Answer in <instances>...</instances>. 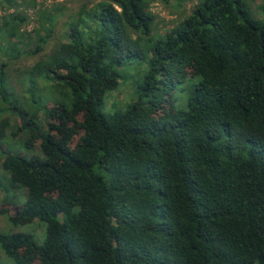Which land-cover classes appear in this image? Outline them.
<instances>
[{
  "label": "trees",
  "instance_id": "1",
  "mask_svg": "<svg viewBox=\"0 0 264 264\" xmlns=\"http://www.w3.org/2000/svg\"><path fill=\"white\" fill-rule=\"evenodd\" d=\"M46 1L5 0L0 16L1 167L5 189L27 195L0 215L13 230L47 226L42 243L0 232L4 254L14 264H264V5L258 16L256 0H201L156 41L159 0H107L17 67L53 39L64 7ZM131 58L149 67L141 98L105 114Z\"/></svg>",
  "mask_w": 264,
  "mask_h": 264
},
{
  "label": "rangeland",
  "instance_id": "2",
  "mask_svg": "<svg viewBox=\"0 0 264 264\" xmlns=\"http://www.w3.org/2000/svg\"><path fill=\"white\" fill-rule=\"evenodd\" d=\"M14 2V0H10ZM107 0H48V5H61L64 7L63 14L59 18L55 30L53 39L49 42L47 48L40 55L36 56V59H28L20 64L17 67H24L26 65H32L34 61L39 59L41 55H48L54 46L63 41H67V34L69 33L68 25L78 16L83 7H86L89 10V14L95 11L96 5ZM201 0H159L154 3L152 6V12L156 15L154 21V30L153 39L160 40L162 39L167 31H170L176 24L183 21L190 13L193 5L195 6ZM40 2V1H39ZM20 3V0H18ZM41 3V2H40ZM39 3V4H40ZM264 5V0H256L251 2L252 8L258 14L261 13V7ZM40 6V5H39ZM7 2L5 0H0V16L4 13H9L7 10ZM38 8L27 7L25 10L31 16L32 20L35 16L34 12ZM5 10V11H4ZM12 12V11H11ZM90 17V16H88ZM35 22L30 23L29 29H33ZM36 25V24H35ZM149 67L146 62L140 58H131L128 60L121 69V79L117 89L109 92L104 100V106L102 108L105 114L114 112L115 110H125L129 105L138 102L141 98L139 86L143 83V79L148 72ZM1 85V83H0ZM175 100L176 106L178 108H184L187 101V93L181 91V86H179L175 91ZM146 100V99H145ZM1 102V101H0ZM44 117V116H43ZM42 117V118H43ZM2 114H0V119ZM27 134L19 133L16 139L25 140ZM4 145L0 147V212L1 211H12L13 207L6 205L5 201L9 200L17 205L24 204L27 200V195L25 191L19 189L16 191H8L5 189L7 185L5 171L1 167V159L4 157L5 153L3 151ZM22 152V148L19 149ZM25 193V194H24ZM6 205V206H4ZM5 207V208H4ZM46 223L35 221L29 224L21 225L16 229H12L8 218L6 215H0V232L1 233H10V232H19L25 234L33 235L40 243H42L46 238ZM0 264H14V261L9 259L2 249L0 248Z\"/></svg>",
  "mask_w": 264,
  "mask_h": 264
}]
</instances>
